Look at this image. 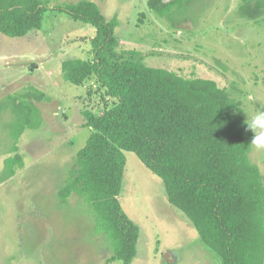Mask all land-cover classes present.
<instances>
[{
	"label": "rangeland",
	"instance_id": "obj_1",
	"mask_svg": "<svg viewBox=\"0 0 264 264\" xmlns=\"http://www.w3.org/2000/svg\"><path fill=\"white\" fill-rule=\"evenodd\" d=\"M49 6L80 0H48ZM110 19L116 14L117 51H138L152 67L214 80L245 119L264 106V14L241 17L243 0H193L159 17L147 0H91ZM169 1V0H164ZM142 20H139L140 14ZM95 28L67 13L47 10L39 29L23 37L0 33V171L17 130L13 103L29 87L42 90L44 127L23 130L24 167L0 183V264H121L82 197L57 196L90 129L82 110L100 113L116 100L92 76L83 85L64 80L63 60H91ZM255 101V102H253ZM261 110H264L262 108ZM43 116V113L41 112ZM43 120V118H42ZM118 201L139 228L131 264H223L185 214L167 200L162 179L128 150ZM264 184V148L249 152Z\"/></svg>",
	"mask_w": 264,
	"mask_h": 264
},
{
	"label": "trees",
	"instance_id": "obj_2",
	"mask_svg": "<svg viewBox=\"0 0 264 264\" xmlns=\"http://www.w3.org/2000/svg\"><path fill=\"white\" fill-rule=\"evenodd\" d=\"M191 1L147 0V6L168 17ZM47 10L65 12L95 28L92 59L63 60L64 80L83 85L94 76L116 100L100 113L82 110V127H90L91 133L57 191L61 203L72 194L89 203L97 229L110 242L111 259L131 264L139 228L118 195L126 162L123 150L132 151L162 179L169 203L185 214L223 264H264V184L249 157L253 133L239 102L212 79L149 66L135 50L118 52L116 14L107 19L91 0L52 7L48 0H0V33L23 37L41 27ZM238 12L256 20L264 14V0H243ZM47 100L33 86L18 102L11 99L18 128L3 150L8 155L0 183L24 167L17 142L25 128L40 127L42 115L35 102Z\"/></svg>",
	"mask_w": 264,
	"mask_h": 264
},
{
	"label": "clouds",
	"instance_id": "obj_3",
	"mask_svg": "<svg viewBox=\"0 0 264 264\" xmlns=\"http://www.w3.org/2000/svg\"><path fill=\"white\" fill-rule=\"evenodd\" d=\"M255 102V101H253ZM264 106L258 108L251 118L246 119L247 129L253 133L251 143L257 148H264Z\"/></svg>",
	"mask_w": 264,
	"mask_h": 264
},
{
	"label": "crops",
	"instance_id": "obj_4",
	"mask_svg": "<svg viewBox=\"0 0 264 264\" xmlns=\"http://www.w3.org/2000/svg\"><path fill=\"white\" fill-rule=\"evenodd\" d=\"M69 83V82H68ZM48 96V95H47ZM49 97V96H48ZM40 102H43V101H40ZM35 104H36V106L37 107H39V109L41 110V112L43 113V116H42V118H43V120H42V123H41V125H40V127H38V128H34V129H31V128H25L24 130H26V129H31L32 131H38L39 130V128H42V127H44L45 126V124H46V121H45V104L44 103H38V102H35ZM82 127V126H81ZM87 128H89L90 129V133H91V128L90 127H87ZM40 131V130H39ZM24 132V131H23ZM89 133V134H90ZM89 136V135H88ZM77 153V152H76ZM75 153V154H76Z\"/></svg>",
	"mask_w": 264,
	"mask_h": 264
}]
</instances>
